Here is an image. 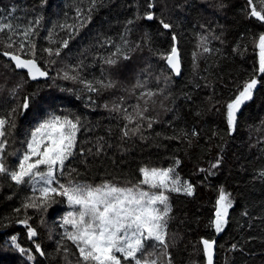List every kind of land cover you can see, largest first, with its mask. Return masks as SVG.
<instances>
[{
  "label": "trees",
  "instance_id": "16d2710c",
  "mask_svg": "<svg viewBox=\"0 0 264 264\" xmlns=\"http://www.w3.org/2000/svg\"><path fill=\"white\" fill-rule=\"evenodd\" d=\"M252 7L264 12V0L252 5L248 0H96L94 8L91 0H0L1 22L13 26L0 32V118L9 121L6 165H17L24 140L49 112L78 116V147L68 162L76 171L69 175L66 170L61 183L109 181L132 187L142 179L139 169L147 166L174 168L181 182L194 186L193 196L167 193V255L151 241L146 244L145 255L153 251L149 260L205 264L201 240L206 238L216 241L215 264H264V76L258 71L256 47L264 22L250 16ZM149 11L155 20L143 18ZM161 20L172 27L164 29ZM65 40L68 46L62 47ZM174 42L181 61L178 79L164 59ZM117 48L120 52L113 56ZM6 52L36 59L49 79L30 83L2 58ZM109 57L117 64H106ZM65 72L79 78L64 79ZM253 77L262 84L229 134L226 104ZM80 80L91 81L98 91L89 92ZM26 96L32 105L21 114ZM40 99L46 103L38 114ZM129 114L131 123L125 118ZM217 160L220 164L212 168ZM202 165L204 171L195 176ZM221 188L233 207L217 234L208 225ZM32 196L27 186L0 175V264H82L75 246L61 237L63 197H56L63 201L54 205L56 211H43L24 207ZM25 219L37 231L33 240L18 223ZM13 235L34 259L10 247ZM36 243L44 255L35 252Z\"/></svg>",
  "mask_w": 264,
  "mask_h": 264
},
{
  "label": "snow or ice",
  "instance_id": "6c2138e0",
  "mask_svg": "<svg viewBox=\"0 0 264 264\" xmlns=\"http://www.w3.org/2000/svg\"><path fill=\"white\" fill-rule=\"evenodd\" d=\"M249 5L253 4V0H248ZM96 5V0H91V8ZM89 9V13L91 12ZM148 8H154L153 3L148 4ZM77 16H81V11L77 10ZM251 17H255L258 21L264 22V12L258 11L255 7L251 8ZM144 19L153 21L156 19L153 12L149 11L144 14ZM90 19V15H89ZM39 21H37L38 23ZM133 23L132 20L128 24ZM160 24L164 29H170L172 25L165 23L163 20ZM84 24L81 23L80 27ZM10 23L0 22V32L5 29L12 30ZM76 31L75 26H69ZM30 29L24 32L27 36ZM172 40L176 37L173 35ZM65 40L62 47L68 46ZM11 47V44L8 45ZM258 49V71L264 76V34L259 35L256 44ZM21 51L24 44L20 45ZM52 55L51 49H45ZM204 51L209 49L204 47ZM120 49L113 53L117 56ZM10 56L15 62L17 69L27 71V76L31 80H37L46 77L48 73L41 69L36 59H25L21 55L4 53ZM34 55V53H33ZM59 56V49L55 52ZM196 53H193L195 58ZM124 59H128L124 56ZM168 66L177 75L180 73V57L178 49L173 43L170 53L164 56ZM105 63L113 66L117 64V60L109 57ZM75 71V69H74ZM64 79L77 80V75L64 73ZM89 92L98 91L91 81L80 80ZM103 87H112L111 83L104 85L103 81H97ZM262 84V80L253 77L238 86L234 97L226 104V124L229 134L235 129L238 114L243 108L254 99L258 86ZM142 86V85H137ZM145 95L151 97L154 95L148 92ZM46 103L42 99L36 101L38 114L43 112L42 104ZM32 105L31 97H24L21 114H26ZM115 110L119 111V107ZM16 110L13 109V112ZM147 111V109H145ZM137 115L143 117V113L137 110ZM125 118L131 123L133 116L126 115ZM9 121L0 118V175H7L17 185H32L33 196L29 202L24 205L26 208H37L43 211L49 209L56 211L54 205L62 203L56 197H63L67 204L73 209L68 211L62 218V226L65 232L62 237L71 241L72 245L79 252L82 264H158L156 260H149L151 253L145 255V248L148 241L156 242V245L162 246L167 255V221L171 207L169 205V192H182L187 196L194 195V186L187 181L181 182L178 176H175L174 168H149L141 167L139 173L142 179L133 183L132 187H120L109 181H104L99 185L74 183L72 180L68 184L60 182V177L65 175L66 170L69 175L76 170L69 168L68 162L76 155L78 147V133L82 128L81 120L77 117L69 115H57L49 112L46 118L32 129L30 137L24 141L26 148L23 154L18 158V164L9 168L5 163V157L8 155L7 126ZM12 127H15L12 124ZM127 128V126H125ZM152 127V123L148 124ZM139 131V125L132 129L135 134ZM128 131L124 132V136H128ZM195 135V132L193 133ZM91 151V149H89ZM99 151V149H97ZM180 161L176 160V165ZM220 161L211 165L212 168L218 167ZM204 171V169H201ZM214 174V173H210ZM264 176V172L261 173ZM56 185V186H54ZM144 186H147V190ZM158 189L159 191H154ZM39 193L37 196L36 193ZM162 206V207H161ZM233 207V202L223 188H221L219 197L215 204V218L209 222V227H214L217 234L224 230L227 224L229 209ZM27 227L28 239L33 240L37 236V231L28 224L27 219L18 221ZM68 226L71 230H68ZM203 252L206 256L207 264H214V246L215 240L202 238ZM10 247L19 251L21 255H27L29 260L34 259L28 249H25L17 242V237H11ZM235 248V245H233ZM68 249L65 247L64 249ZM35 252L44 255L39 243L35 244Z\"/></svg>",
  "mask_w": 264,
  "mask_h": 264
},
{
  "label": "rangeland",
  "instance_id": "374dc122",
  "mask_svg": "<svg viewBox=\"0 0 264 264\" xmlns=\"http://www.w3.org/2000/svg\"><path fill=\"white\" fill-rule=\"evenodd\" d=\"M2 21V19H0V22ZM166 61V60H165ZM30 137V134H29V136L27 137V138H29ZM26 138V139H27ZM25 139V140H26ZM24 140V141H25ZM22 146V149L21 150H18V152H17V155H16V158H15V160H16V162H17V164H18V158H19V156H21L22 154H23V151H24V149L26 148V145L24 144V142H23V144L21 145ZM202 167L203 168H205L204 167V165H202L200 168H198V169H196V172H195V176H197L199 173H200V171H201V169H202ZM173 178H175V175L173 176ZM22 186H27L32 192H33V190H32V185H30V184H21ZM55 186V185H54ZM145 187V189L147 190V186H144ZM154 191H159L158 189H156V190H154ZM36 194H38L39 195V193L37 192ZM63 200H64V203H63V208H64V211H63V215L61 216V228H60V230H61V234H62V236L61 237H63V235H64V232H65V227L64 226H62V218H63V216L68 212V211H72L73 209L67 204V201H66V199L65 198H63ZM162 207V206H161ZM40 224V223H39ZM68 230H71V227L70 226H68ZM71 242V241H70ZM149 242H151V241H148L147 243H149ZM156 244V242H154V244L153 245H155ZM154 246H152L151 248H153ZM78 251V250H77ZM79 253V252H78ZM149 253H153V251L152 250H150L149 251ZM145 254H146V248H145Z\"/></svg>",
  "mask_w": 264,
  "mask_h": 264
},
{
  "label": "water",
  "instance_id": "95a60500",
  "mask_svg": "<svg viewBox=\"0 0 264 264\" xmlns=\"http://www.w3.org/2000/svg\"><path fill=\"white\" fill-rule=\"evenodd\" d=\"M175 46H176V44H175ZM2 58H3L5 61L9 62V63L12 65V67H13V69H14L15 72H18V73H22V74H24V75L26 76L27 80H28L30 83L40 82V81H45V80H48V79H49V76L47 75L46 77L38 78V79L35 80V81H34V80H31L30 78H28V76H27V71H26V70H24V69H17V68L15 67V62L11 60L10 56H8V55H4V53H3V54H2ZM180 62H181V61H180ZM165 64H166V67L168 68V70L174 75V77H175L176 79H178L179 76H180V73H179V75H177V74H176L175 72H173L172 69L168 66V64H167L166 61H165ZM180 72H181V63H180ZM249 103H250V102H249ZM231 133H232V132H231ZM201 244H202V243H201ZM215 249H216V241H215V246H214V257H213V262H214V264H215V258H216ZM202 250H203V245H202ZM203 257H204V260H205V264H207V260H206V256L204 255V252H203Z\"/></svg>",
  "mask_w": 264,
  "mask_h": 264
},
{
  "label": "bare ground",
  "instance_id": "6f19581e",
  "mask_svg": "<svg viewBox=\"0 0 264 264\" xmlns=\"http://www.w3.org/2000/svg\"><path fill=\"white\" fill-rule=\"evenodd\" d=\"M175 43V42H174ZM176 44V43H175Z\"/></svg>",
  "mask_w": 264,
  "mask_h": 264
}]
</instances>
